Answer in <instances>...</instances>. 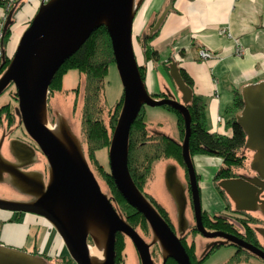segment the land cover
I'll use <instances>...</instances> for the list:
<instances>
[{
  "label": "water",
  "instance_id": "1",
  "mask_svg": "<svg viewBox=\"0 0 264 264\" xmlns=\"http://www.w3.org/2000/svg\"><path fill=\"white\" fill-rule=\"evenodd\" d=\"M142 2L143 0H50L46 4L40 3L37 7L0 77V94L10 83L14 85L17 110L23 128L45 157L50 177L45 187L42 182H34L33 191H25L21 186L12 184L21 192L34 196L35 200L18 202L0 199V211L43 217L55 229L69 258L75 264H90L86 242L88 235L84 229L86 216L97 219L105 227L102 264H114L113 244L116 233L130 239L140 264H153L149 245L154 242L160 246L163 264L168 258L176 264H191L180 241L189 224L185 218V186L178 182L175 168H168L164 182L176 207L177 234L139 194L127 168L129 129L141 107L169 106L179 113L184 123L180 149L188 177L196 231L204 238L220 237L222 240L215 242L219 246H239L264 260V251L258 247L233 235L208 232L202 225L196 172L188 152L190 116L186 105L192 99V91L183 82L173 61L168 65V74L180 94L179 100L169 91L166 97L157 99L146 91L131 43L132 20ZM170 4L171 2L157 17L147 33L148 37L159 29ZM11 13L12 9L7 13L3 33L12 23L9 22ZM100 26H103L108 34L113 62L122 86V107L108 148L109 175L124 201L141 214L149 225L153 233L150 244H146L124 221L107 196L100 191L93 174L79 154V149L73 140L64 134L62 122L59 120L55 125L59 127L70 150L39 118L42 109L44 113L46 94L53 76L62 63ZM240 96L242 108L235 115V122L245 135L244 149L252 153L249 169L257 178L252 180L238 175L219 181L218 186L233 202L235 211L258 210L264 217V195L263 199H259L260 192L264 190V80L242 86ZM42 120L45 122L43 114ZM10 148L18 154L30 155L26 154L27 150L22 143L14 141ZM257 231L264 242V228ZM0 264L47 263L39 255H31L0 244Z\"/></svg>",
  "mask_w": 264,
  "mask_h": 264
},
{
  "label": "crops",
  "instance_id": "2",
  "mask_svg": "<svg viewBox=\"0 0 264 264\" xmlns=\"http://www.w3.org/2000/svg\"><path fill=\"white\" fill-rule=\"evenodd\" d=\"M169 2H171L170 7L155 37L150 42L158 54L157 62L161 64L170 59L169 63L175 62L178 69H183L187 73L192 81L190 88L192 95L199 96L204 104L207 130L228 136L230 129L227 127V122L240 112L236 113L233 107L234 92L240 93L242 86L264 80V0H144L138 16L140 32H136L139 33L136 35H146L147 26L156 15L158 17L161 14ZM26 4L29 5V12L34 15L38 2L31 4L28 1ZM22 7L16 15V20ZM221 28L227 29L228 37L219 35L218 31ZM239 46L242 52L238 55L235 49ZM199 48L207 49L213 57L206 61L199 60L196 53ZM154 63L147 62L145 84L149 95H158L163 91L167 94L169 91L179 100L180 94L177 90L173 92L169 78L163 72L162 67ZM170 137L173 138V136ZM177 137L176 142L180 144L179 133ZM13 142V140L4 142L3 136L0 137V149L2 148L4 153L5 144L6 152L12 157L18 154L10 150ZM2 155L0 152V164L3 167H10V175L15 178V182L2 181L3 173L6 172L0 170V185H6L24 194L12 184L19 185L24 190V187L29 184V179L20 175L18 168H14V164ZM202 158L204 166L208 168V174L203 181L205 188L203 196L200 186L201 176L195 170L198 176L201 209L208 214L220 212L224 209L223 202L214 189L212 178L221 166V161L217 158H209V156H202ZM174 164L171 165L176 168L177 165ZM175 175L178 182L185 186V182L177 177L176 169ZM34 182L41 181L35 179L33 184ZM15 217L14 221L10 220ZM36 220L38 219L34 215H18L0 211V244L28 254L35 249L38 253L44 252L43 247L47 245V239L45 243L43 241L41 247H32L31 252L23 248L31 226L38 228L44 226ZM57 247L52 248L51 251L60 254L61 248ZM45 261L48 264V261Z\"/></svg>",
  "mask_w": 264,
  "mask_h": 264
},
{
  "label": "rangeland",
  "instance_id": "3",
  "mask_svg": "<svg viewBox=\"0 0 264 264\" xmlns=\"http://www.w3.org/2000/svg\"><path fill=\"white\" fill-rule=\"evenodd\" d=\"M28 1L31 4L38 2V6L41 3L39 0H1L2 6H0V10H1L0 22L2 21L4 16L7 15L8 8L13 6L11 17L9 18V22L11 21L12 23L8 25L9 27L8 30L10 33L9 37L6 40L2 38V47L3 49L6 50V55L8 56V57L4 56L5 63L2 65V68L5 66L4 70L6 69L10 59L13 56V53L16 49V46L18 44L22 32L27 28L31 18L34 16L29 12V5L26 4V2ZM46 3L47 2L43 4ZM21 4H23V7ZM142 5H140V7L137 9L132 20L131 43H132V49L136 60V64L138 65V63L140 64L144 62L146 63L145 64L146 68L145 69L143 68L142 70L138 68V71L140 73L142 71V74L145 73V77L144 79H142V81L147 91V87L145 84V78L147 75V61L143 59V49H144L143 44L147 45V41L146 39L143 40L144 38L143 35H136L139 34L136 32H140V30H138V25H139L138 16L142 9ZM21 7H22L21 13L19 16H17V20H16L15 14L17 15L19 13ZM147 30L149 31V26H147ZM148 31L146 32V34L148 33ZM6 45L8 46L6 47ZM158 62L156 61L154 64H159L158 66L162 67L163 72L169 78V82L173 88V92L175 93L176 87L172 79L170 78L168 72H166L163 63L160 64ZM152 64L153 63H151V65ZM3 71H0V77ZM83 81H84V76L81 73L75 70H70L63 76L61 88L59 90H53L48 88L46 94V100L44 104V113H43L44 121L47 125L50 126H55V124H57L59 120L62 122L64 134L67 135L69 139L73 140L75 146L79 149L78 152L83 157L89 170L93 174L97 182V185L99 186L100 191L107 196L113 208L117 211V213H119V215L124 219V221H126L128 224H130L133 227V229L137 232V234L142 238V240L146 244H150L153 238V233L149 225L147 224V222L143 217L139 216L140 215L139 213L138 215L137 213L133 214L131 211H129L124 199L121 196L116 195L117 193L115 192L114 185L112 184V182L110 183L108 181L109 180L108 179L109 176L108 148L110 141L106 148L100 149L95 152L94 159L89 158L87 155L86 145L83 141V136L81 132V106H82V97H83V93H82ZM103 91H104V100L107 107L113 106L114 103L119 99V97L122 96V86L114 62H110L108 64L107 74L104 79ZM0 102L3 104L8 102L10 105L17 106V95L13 84L7 85L6 88L2 91V93L0 94ZM121 107H122V100L120 106L117 108L116 111H113V108L103 109V113L101 117L103 118L104 124L107 125V126L105 125L106 127H108L109 121L113 118L112 119L113 124L112 125L110 124V130L108 129L109 140L111 139L112 133L116 126L117 119L121 111ZM140 110L144 112L146 127L150 133H163L175 141L178 140L177 137L178 131L175 124L176 123L175 115L173 113L165 110L162 107L143 106L141 107ZM12 119L13 121L6 122L5 119L1 117L0 130L3 129L6 124L8 125L12 123L15 124L16 123L15 118ZM170 136H173V138ZM4 153H6L5 144H4ZM245 153L247 157L245 167L240 169L238 171L239 173L247 172L249 168V162L252 154H250L249 151L248 152L246 151ZM39 157H40V161L35 167L42 170L45 173V186H46L48 184L50 177L49 169H48L47 161L43 156V154L41 153V151L39 153ZM209 158H216V157L211 156ZM191 160L194 169L200 173L201 194L203 196V192L205 190L203 186V181L205 176L208 174L207 171L208 168L204 166L202 156H194L191 158ZM172 163H175L178 167L175 168L177 177L183 180L185 183H187L188 177L184 164L182 167L170 158H161L152 164L150 176L144 180L141 189H138L136 186L135 187L137 188L139 194L143 197V199L149 202V204L154 209L155 207L150 203L149 199L147 198V194L152 196L155 199V201L166 210V213L168 214L171 223H167L165 220L164 221L169 225L171 230L175 234H177L176 207L172 197L170 196V194L168 193L165 187V182H164L165 172L168 170L169 167L173 166L171 165ZM198 188H199V184H198ZM185 195L187 200V204L185 208V218L188 221V223L192 225V223H194L192 204L190 202V197H188L187 192H185ZM0 199L15 201L14 200L15 196L11 192L9 187H7L6 185L5 186L0 185ZM200 205H201V199H200ZM23 214H28V213H21V215ZM20 220L22 221V218ZM36 221L38 222L40 221L39 223L43 224L44 226L39 228L36 226H31L28 238L23 245L24 250L27 252H31L32 247H37V248L41 247L43 245V241L45 243V239H47L48 241L46 243L47 245L43 247V250L45 255L49 257L52 256L51 257L52 259L51 261H48V264H67L55 258L56 257L55 255H61V256L68 255L55 229L48 222L42 221L41 219H38ZM48 227L49 228L51 227L52 229L49 230ZM188 230H186V232L182 236L185 237L186 241H190V239L194 241V246H195L194 256H200L202 253L201 250L202 244L204 243L205 238H202L201 235L196 231V229H195L196 232L194 233L195 235L197 234L198 236L197 235L195 236L194 233L188 234ZM207 231L212 232L209 231L208 229ZM86 242L88 245L92 243V240L89 236H87ZM55 247L61 248L59 250L60 254H56L55 252L51 251V249ZM234 250H235L234 247L230 245L219 246L217 250H215L214 252H210L208 256L205 257L204 260L200 262V264H225L228 261L229 257L233 254ZM149 252L154 264H163L161 249L158 243L154 246L149 245ZM113 255H114V259H113L114 264H140L137 251L135 250L132 242L127 236L121 233L115 234V239L113 244ZM238 262L241 261L236 260L234 262H231L230 264H237ZM190 263L196 264L195 261H190ZM68 264H75V263L71 261ZM164 264H176V263L171 258H168L167 260H165Z\"/></svg>",
  "mask_w": 264,
  "mask_h": 264
},
{
  "label": "trees",
  "instance_id": "4",
  "mask_svg": "<svg viewBox=\"0 0 264 264\" xmlns=\"http://www.w3.org/2000/svg\"><path fill=\"white\" fill-rule=\"evenodd\" d=\"M0 6H2L1 0ZM12 7L9 9V11L12 9ZM156 17H154L153 21L149 24V30L154 25ZM8 29L9 27H7L4 31V40L9 37L10 33ZM157 31L158 30H156L151 37H148L146 34L143 38V40L146 39L147 41V45L143 44V59L147 62H156L158 60V54L156 50H154L150 45V42L155 37ZM169 61L170 59L163 62L166 72H168ZM110 62H113L110 40L106 29L103 26H100L90 34V36L73 55H71L62 63L53 76L48 87L49 89L59 90L61 88L63 76L70 70L78 71L84 76L82 85L83 97L81 106V132L83 141L86 145L87 155L91 159H94L96 151L106 148L110 141L108 129L110 130V124H113V118L109 121L108 127H106L107 125L104 124L103 118L101 117L103 109L113 108V111H116L122 100V96H120L111 107H107L104 100V79L106 77L107 67ZM145 64V62L142 64L138 63L137 66L140 70H142L143 68H146ZM139 74L142 79H144L145 73L142 74L141 71ZM179 74L183 82L189 88H191L192 81L187 73L183 69H179ZM151 96L153 98H163L166 96V92L163 91L158 95ZM186 107L190 116V135L188 140V152L190 157L214 156L220 159L221 166L214 173L212 178L214 189L221 198L224 209L232 213L230 216L232 219L237 220V224L240 226V229L238 227H234V222H232V227L235 228V231L240 230L241 235L247 243L255 244V239H257V236L254 232V229L244 222L245 220L241 222L239 219L240 214L235 212L226 193L218 186L219 181L223 179L234 178L238 171L245 167L247 159L245 152L247 150L244 149L245 135L243 131L236 124L235 118L233 116L227 122V127L230 129V135L227 136L209 132L205 125L203 111L204 104L201 98L195 94L192 95V99L186 105ZM233 107L236 110V113L242 108L241 96L237 91L234 92ZM162 108L175 115L176 128L179 133V141H181L184 134V123L182 117L179 115V113H177V111L169 106H162ZM161 158H170L178 165L183 167L180 144L163 133H150L146 127L144 112L140 110L129 129L127 154L128 172L134 185L138 189H141L144 180L150 176L152 164ZM108 179V181L110 183L112 182L114 185L110 175L108 176ZM114 188L115 192L117 193L116 195L121 196L118 193L115 185ZM147 198L155 207L159 215L167 223H171L165 209L160 204H158L152 196L147 194ZM126 206L133 214H138L134 208L128 204ZM225 215H228V213L214 212L208 214L207 212L202 211V225L205 229H222L224 231L231 232L232 230L230 229L229 225L223 223V216ZM139 216L142 217L141 214ZM15 219L16 217L10 220L14 221ZM194 232L196 231L191 225L188 230V234H192ZM180 241L185 249V252L189 256L190 261H195L196 264H200V262L204 260V258L197 260L196 256H194L195 246L192 239H190V241H186L185 237L182 236ZM218 248L219 246L216 245L210 250V252H214ZM31 254H39L47 261H51L52 259L51 257L45 255L44 252L38 253L36 250L31 252ZM238 254L239 252L237 251L233 252L232 256L228 260V264L236 261ZM55 258L67 264L72 261L68 255L58 256Z\"/></svg>",
  "mask_w": 264,
  "mask_h": 264
},
{
  "label": "flooded vegetation",
  "instance_id": "5",
  "mask_svg": "<svg viewBox=\"0 0 264 264\" xmlns=\"http://www.w3.org/2000/svg\"><path fill=\"white\" fill-rule=\"evenodd\" d=\"M15 16H16V14H15ZM6 18H7V15H6ZM6 18L4 20V23L6 21ZM4 56L8 57L6 55V50L5 49L2 50V53H1V56H0V71H3L4 67H5L4 66L2 68V65L5 63V62L2 63L3 61H5ZM10 84H12V83H10ZM1 117H3L6 122H11V121H13L12 118H15L16 123L15 124L12 123L10 125L6 124L4 126V128L0 130V137L3 136L4 142L13 140L15 142L22 143L23 145H25V149L27 150L26 154H30V155H25V154L21 155L19 153V155L17 154L18 156L14 155V157H12L7 152H6L7 154L3 153V150L1 148L0 152H1V154H3L2 156H4L5 159H7V161H9L11 164H14V168L15 167L18 168L20 175H23V177L29 179V184H27L24 187L25 191H33L34 190L35 187L33 185V180H35V179H37V180L40 179V181L42 182L43 186L45 187V173L42 170H40V169L35 167L40 161V157H39L40 151H39L36 143L28 136V134L24 130L22 122L20 120L19 111L17 110V106L10 105L8 102H6L4 104L0 102V118ZM250 154H252V153L250 152ZM11 167L13 168L12 165H11ZM9 168L10 167H3V165L0 164V170H3V171L6 172V173H3L2 181H6L8 183H11V182L14 183L15 182V178L12 175H10L11 171H10ZM238 175H242L245 178L252 179V180H255L257 178V177H255V174L252 171H250L249 168H248L247 172H240V173L238 172L235 177H237ZM196 179H197V175H196ZM197 182H198V180H197ZM198 191H199V188H198ZM11 192L15 196V199H14L15 201H18V202H32V201L35 200V197L31 196L28 193L22 194L19 191H17L16 189H11ZM185 192L188 193V197H190V202H191V194H190V188H189L188 180H187V183H185ZM199 194H200V192H199ZM263 195H264V190L262 192H260V194H259V199L260 200L263 199ZM185 197H186V195H185ZM229 200H230V198H229ZM230 202L232 204V208L234 209L233 202L231 200H230ZM186 204H187V200H186ZM257 206H258V203H257ZM223 207H224V205H223ZM220 212L228 213V215L223 216L224 217L223 223L226 224V225H229V227H230V229L232 231L230 230L231 232H227V231H224L222 229H219V230L208 229V230L212 231V232H220V233L227 234V235H233V236L245 241L243 236L241 235L240 230H236L235 231V228L232 227V222H234V227H238L240 229V226L237 224V220L232 219V217L230 216V214H232V213H230L229 211H226L225 209H223ZM235 212L240 214L239 215V219L241 220V222H243V220H245L244 222H246L248 225H250L254 229V232L256 233L257 239H255V244H252V245L256 246L259 249H261L262 251H264V242H263L261 236L259 235V233L257 231L260 228H264V217L261 215V213L258 210H255V211H235ZM13 214H15V213H13ZM16 214L20 215L21 213H16ZM34 216L37 219H41L42 221L47 222L41 216H38V215H34ZM192 226H193V229L195 230L194 223H192ZM190 227H191V225L189 224V228ZM48 229L50 230L52 228L48 227ZM202 238H204V237H202ZM219 240H222V239L220 237L205 238V241L202 244V249H201L202 253H201L200 256H196V259L200 260L202 258L207 257L208 253L210 252V250L214 246L218 245L215 242L219 241ZM227 245L233 246L234 249H235L234 252H236V251L239 252V254L237 255L238 256L237 260H239L241 262H238L237 264H264V260L263 259H261V258L255 256V255L249 253L245 249H243V248H241L239 246L232 245V244H227ZM225 264H228V261Z\"/></svg>",
  "mask_w": 264,
  "mask_h": 264
},
{
  "label": "bare ground",
  "instance_id": "6",
  "mask_svg": "<svg viewBox=\"0 0 264 264\" xmlns=\"http://www.w3.org/2000/svg\"><path fill=\"white\" fill-rule=\"evenodd\" d=\"M42 114H43V109L39 112L40 115L39 118L40 121L43 124H45V122H43L42 120ZM45 126L67 149H69L57 125L50 126L45 124ZM84 229H85V233L92 238V243L88 245V249H87V254L90 264H102L104 259V235H105L104 225L97 219L90 216H86L84 219ZM156 244L157 242H154L151 243L150 246H154Z\"/></svg>",
  "mask_w": 264,
  "mask_h": 264
},
{
  "label": "built area",
  "instance_id": "7",
  "mask_svg": "<svg viewBox=\"0 0 264 264\" xmlns=\"http://www.w3.org/2000/svg\"><path fill=\"white\" fill-rule=\"evenodd\" d=\"M39 1L41 3H45V2H48L49 0H39ZM7 11H9V8H8ZM5 18H6V16H4V18L0 22V56H1V53H2V50H3L2 38H3V26H4L3 23H4ZM218 33H219L220 36H223V37H228L229 36V32L227 31L226 28L219 29ZM241 52H242V50H241L240 46L235 49V53L236 54L239 55ZM196 53H197V58L199 60H201V61H206V60H209V59H211L213 57V54L210 51H208L207 49H205V48H199Z\"/></svg>",
  "mask_w": 264,
  "mask_h": 264
}]
</instances>
